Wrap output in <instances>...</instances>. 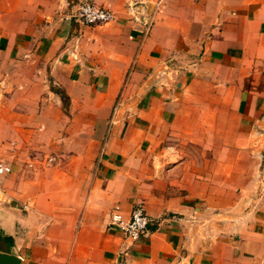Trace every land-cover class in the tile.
I'll return each instance as SVG.
<instances>
[{
    "label": "crops",
    "instance_id": "0c3cea01",
    "mask_svg": "<svg viewBox=\"0 0 264 264\" xmlns=\"http://www.w3.org/2000/svg\"><path fill=\"white\" fill-rule=\"evenodd\" d=\"M80 1L0 0V252L264 264V0H90L114 20L60 18ZM135 201L155 222L131 241L107 222Z\"/></svg>",
    "mask_w": 264,
    "mask_h": 264
},
{
    "label": "built area",
    "instance_id": "2783aa9c",
    "mask_svg": "<svg viewBox=\"0 0 264 264\" xmlns=\"http://www.w3.org/2000/svg\"><path fill=\"white\" fill-rule=\"evenodd\" d=\"M159 2L160 0L154 3V8L158 6ZM144 5L140 8L143 9ZM131 7L137 8L138 6L133 4ZM60 18L72 24L95 26L111 22L115 16L108 8L99 6L90 0H82L75 7L64 12ZM154 222V218L146 213L142 203L136 202L131 205L127 214L123 212L120 206H114L109 213L107 226L114 228L125 238L137 241L150 234V226Z\"/></svg>",
    "mask_w": 264,
    "mask_h": 264
},
{
    "label": "water",
    "instance_id": "95a60500",
    "mask_svg": "<svg viewBox=\"0 0 264 264\" xmlns=\"http://www.w3.org/2000/svg\"><path fill=\"white\" fill-rule=\"evenodd\" d=\"M0 264H20V259L16 255L0 252Z\"/></svg>",
    "mask_w": 264,
    "mask_h": 264
},
{
    "label": "rangeland",
    "instance_id": "374dc122",
    "mask_svg": "<svg viewBox=\"0 0 264 264\" xmlns=\"http://www.w3.org/2000/svg\"><path fill=\"white\" fill-rule=\"evenodd\" d=\"M222 131H223L224 133L226 132L225 129H223ZM256 169H257V171H262V170H264V151L262 152V154H261L260 157H259V161H258V163H257ZM136 202H140V203H142V205L144 206L143 202H141V201H135V202H133V203H136Z\"/></svg>",
    "mask_w": 264,
    "mask_h": 264
},
{
    "label": "trees",
    "instance_id": "16d2710c",
    "mask_svg": "<svg viewBox=\"0 0 264 264\" xmlns=\"http://www.w3.org/2000/svg\"><path fill=\"white\" fill-rule=\"evenodd\" d=\"M7 241H8V242H11V240H10L9 238H7Z\"/></svg>",
    "mask_w": 264,
    "mask_h": 264
}]
</instances>
